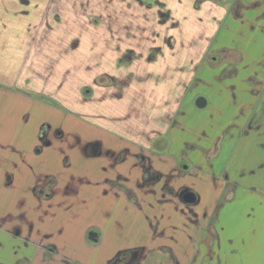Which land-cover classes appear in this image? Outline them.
<instances>
[{
  "label": "crops",
  "instance_id": "0c3cea01",
  "mask_svg": "<svg viewBox=\"0 0 264 264\" xmlns=\"http://www.w3.org/2000/svg\"><path fill=\"white\" fill-rule=\"evenodd\" d=\"M167 2L189 10L201 26L200 37L178 35L188 58L197 38L203 57L212 52L223 64L242 65L245 56L222 25L260 16L264 25V0H121L140 9ZM32 3L0 0V184L6 191L10 177L27 184L24 194L36 207L31 216L19 204L17 213H5L0 201V264H111L135 251V264H264V101L253 94L264 90V45L253 69L230 72L239 82L210 80L211 89L223 91L212 99L200 94L204 109L194 103L199 113L208 106L212 113V123L198 129L191 76L182 98L166 102L169 113L160 116L153 98L148 108L143 93L135 100L130 92L147 79L132 66L134 50L121 41L112 50L111 41L103 56L114 62L116 55V65L98 69L94 52L82 66L79 41L65 44L47 19L32 15ZM253 29L249 35L264 41V27ZM161 53L149 55L145 67H155ZM205 64L202 77L223 73V64ZM145 120L156 126L150 133ZM187 192L195 203L183 201Z\"/></svg>",
  "mask_w": 264,
  "mask_h": 264
},
{
  "label": "rangeland",
  "instance_id": "374dc122",
  "mask_svg": "<svg viewBox=\"0 0 264 264\" xmlns=\"http://www.w3.org/2000/svg\"><path fill=\"white\" fill-rule=\"evenodd\" d=\"M32 1V8H34L31 9L32 15L41 19H47V23L50 29H52V32L62 33L65 44H70L72 39L79 41V51L75 54H78V61L76 62L82 66L91 64L92 58H90V55L94 54V52H97L96 64H98V69L101 68L100 64L105 65L106 68L109 66V63L116 65V55H112L114 62L108 60L110 53H107L108 55L105 57L103 56L104 45L111 41L113 44L112 50H114L115 44H118L120 41L127 44L128 50H134L138 56L135 55L136 57H134L132 66L139 65L143 76L147 77V79L143 78L141 83L130 89V92H132L135 100L137 96L143 93L145 107L148 108H151L150 100L153 98L156 101L160 116H165L167 112L169 113L168 105L165 104L166 102L175 99L178 102L179 98H182L185 85L187 86L191 76V113L193 112L196 115L193 122L194 125H197L198 129L201 127L204 128L205 123L208 125L212 123V121H209L212 113L208 110L209 106L206 112L199 113L196 111L197 109H195L194 105L196 98L202 94L212 99L223 91L219 85H215V88L211 89L208 86L210 80H213V82H224V84L239 82L237 74L232 76L230 72L243 74L244 70L242 68L247 67L253 69L256 65L255 62L258 60V57H255V55L260 53L261 45H264L258 44L260 42L264 43L263 40L258 42L255 38H252L253 36L256 37L259 33L249 35L254 30V27L258 30L264 27V25L257 24V20H263V17L260 16L262 12L259 14L260 18L238 19L242 24L240 26L235 25L232 18L227 19L226 22H230L225 25L227 27H223L224 25L221 23L222 28H229L227 32L230 34L226 33V38L233 45L234 51L243 52L242 54H244L246 61L241 65V60L238 63L232 64V61L227 59L225 64H223V73L219 74L217 72L219 70H216L214 73H209L208 78H205L202 77L203 64L206 63L205 66L207 68L209 66V68L214 70V67L222 64L223 61L217 60L216 55L212 52H210L207 58L205 56L203 57V50L200 51L203 45H201L200 40H197V38L192 41V56L189 58L184 57V41L183 39H178V35H183L186 30V32H190L193 36L200 37L201 26L196 17L190 16L189 10L180 6L178 7L176 3L169 4L167 2L165 8L146 7L140 9L136 8L133 4L125 6L123 5L124 3H121V0H112L114 5L111 8L107 7V1L105 0H79V3H76V0ZM229 12L234 14L235 10H229ZM199 19L200 22H209L211 20ZM202 27L205 28L207 26L203 25ZM120 34L126 36L127 39L122 38ZM173 35H176V37H172V39L168 38ZM119 38L122 39L120 40ZM109 43L106 48H110ZM159 50H163V53L157 56V58L159 57L157 59V65L147 69L145 67L147 57L149 55L155 56L154 54ZM248 52L254 54V56L249 58ZM140 54H143V56H140ZM261 59L264 60V57ZM212 69L209 70L212 71ZM152 70L154 74L158 75L153 80L147 75ZM189 70L190 75L188 73ZM256 81L258 80L256 79ZM155 83L157 84L156 87ZM253 94L256 97L262 98L264 101V90L260 91L256 89ZM222 98L227 99L229 95L223 94ZM252 105L250 109L253 108ZM259 106L260 103L254 106L255 111L259 109ZM216 107L214 105L210 109L214 111ZM224 108H227V106L225 105ZM143 123L144 130L148 131V133L151 132L150 130L153 127H156L151 121L145 120ZM25 182L27 183L26 180ZM10 183H12L11 187L8 186ZM51 183V179L47 180L48 188L51 186ZM6 184L5 187H9L8 191L5 190L4 185L0 184V201L4 207L6 206L5 213L7 211H10L12 214L17 213L15 207L19 204L22 213L29 216L34 214V209H31L34 206L32 205L33 207H30L32 202L24 194L28 185L20 183L15 185L11 177L6 181ZM34 208L36 209V207ZM22 227L20 226L19 228ZM5 241L7 242V239ZM3 245V240L0 238V246ZM4 252V250H0V257L4 255ZM7 254L9 255V251Z\"/></svg>",
  "mask_w": 264,
  "mask_h": 264
},
{
  "label": "flooded vegetation",
  "instance_id": "af4514ba",
  "mask_svg": "<svg viewBox=\"0 0 264 264\" xmlns=\"http://www.w3.org/2000/svg\"><path fill=\"white\" fill-rule=\"evenodd\" d=\"M236 13V12H235ZM234 13V14H235ZM223 64V63H222ZM252 79V78H251ZM252 83H254V81H252ZM263 107V106H262ZM246 112V111H245ZM244 113V110L243 112ZM88 237L91 239V240H95L94 238H97V234L94 233V232H90L88 234ZM54 250H49V252L47 253L48 256H52L54 254ZM47 256V257H48ZM168 256V258H167ZM141 257V252L140 251H135V252H132V253H128V254H123V255H120L118 256L114 261L113 263L111 264H135L139 258ZM166 260L167 261H171V257L169 255L166 254Z\"/></svg>",
  "mask_w": 264,
  "mask_h": 264
},
{
  "label": "water",
  "instance_id": "95a60500",
  "mask_svg": "<svg viewBox=\"0 0 264 264\" xmlns=\"http://www.w3.org/2000/svg\"><path fill=\"white\" fill-rule=\"evenodd\" d=\"M195 105L199 109H204L207 105V101L203 97H199L196 100ZM183 201L185 203L192 204L196 202V197L193 193L187 192L183 195Z\"/></svg>",
  "mask_w": 264,
  "mask_h": 264
}]
</instances>
